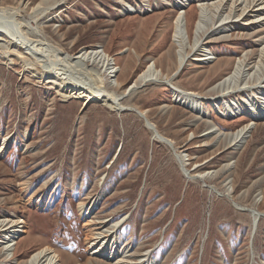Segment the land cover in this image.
Segmentation results:
<instances>
[{"label": "rangeland", "instance_id": "374dc122", "mask_svg": "<svg viewBox=\"0 0 264 264\" xmlns=\"http://www.w3.org/2000/svg\"><path fill=\"white\" fill-rule=\"evenodd\" d=\"M59 1L0 0V7L36 17L42 34L72 56L105 49L119 68L120 84L108 88L126 91V108L65 96L59 82L27 69L29 56L0 36V221L15 220L24 230L10 258L0 244V264H27L42 248L57 253L60 264H264V118L237 148L211 128L236 132L252 114L226 118L207 99H221L214 85L244 54L251 66L260 59L264 19L256 7L242 12L239 2L218 9L220 0H191L184 7L188 58L176 74L177 0H63L34 15L39 3ZM199 3L210 10L207 34L226 29L202 41L215 56L204 61L193 48ZM222 14L229 18L220 25ZM150 64L161 82L138 81ZM38 72L45 74L41 66ZM167 79L199 95L207 114L177 99ZM134 84L141 86L128 93ZM252 95L244 90L223 99L237 104ZM258 102L264 106V89ZM94 199L98 207L89 211ZM245 208L262 213L254 234ZM104 240L105 256L93 254Z\"/></svg>", "mask_w": 264, "mask_h": 264}, {"label": "bare ground", "instance_id": "6f19581e", "mask_svg": "<svg viewBox=\"0 0 264 264\" xmlns=\"http://www.w3.org/2000/svg\"><path fill=\"white\" fill-rule=\"evenodd\" d=\"M224 1L225 4L231 2L232 5L236 2H239V5L243 6L242 12H245L250 7H256L255 10L259 12L257 16L259 17L262 15L260 18L264 19V0H220L218 3H216L217 5L215 3L213 4H215L214 6L219 9L222 5V2ZM43 2L39 3V6L35 9V16L41 14L44 15L51 9L61 5L63 0L59 1L55 5L50 6H45ZM190 2L191 0H177L175 3V6L178 8V15L175 20L173 43L176 45L177 54L180 60L179 68H181L184 63H186V59L188 58L186 47L189 44L190 36L187 31V16L186 11H184V7ZM199 6L200 16L196 25V38L193 48L196 51H202V56L197 57L196 60L204 61L215 56L211 55L213 52L211 53L208 49L206 50V47H204V43H202V41L209 36L223 34V30L226 29L222 27L219 29V31H217L215 26V28L210 31L211 33L207 34L210 10L209 7L206 6V3H199ZM127 10L132 11L134 9L132 6H128ZM229 14L231 15V13ZM5 17H11L13 22L8 23L4 21ZM228 18L229 16L227 14H222L220 16L219 24H225V19ZM36 20V17H33L32 15H25V13L19 7H0V36H4L8 38L9 41H13L15 44L13 45L14 49L17 51H21L22 49L24 50V53L29 56V59L24 60L25 64L29 65L26 66V68L31 71L35 70L38 75H41V77L45 79H53L54 81L59 82V87L65 96L78 98L83 100L84 103L97 101L112 110H124L126 107L125 104L122 103V100L125 98L126 91L123 94H120L115 90H110V88H108L110 86L116 87L120 84L116 78L119 68L114 62V59L110 57V54H108L105 49H101L100 46H95L91 49H82L77 55L72 56L61 50V48L52 44L46 38V36L42 34V30L37 25ZM7 53L12 54L10 46L8 47ZM19 57L21 58L22 54H20ZM248 57V53L244 54V56L235 65L234 69L216 85H214L215 89L221 91V99L217 100L214 97L207 98L210 102H212L214 108L223 117H236L244 111H249L252 114V119L239 128L236 132L226 133L221 131V129L215 125H213L211 128V130L213 129L214 133L216 132L221 136L228 137L237 148L244 143V139L248 136L249 132L253 128L252 125L255 124L257 118H264V106H261L258 102L260 93L264 89V46H262L260 49V59L256 64L251 66V64L246 61L248 60ZM59 61L62 62V64H57ZM38 66L44 68L45 74L38 72ZM251 69L253 72H250ZM159 76L160 72L158 69L155 68L154 64H150L148 68L139 76L138 81L146 83L158 81L161 82L162 80ZM166 82L171 85L174 95L177 99L183 100L182 102H185L190 109L199 112L200 115L207 114L204 111L202 112V108L200 107V103H202V101L199 100L202 98L199 95L194 92L181 89L176 85H172L170 83L171 79H167ZM146 83L141 85H145ZM141 85L138 86L137 84H134L129 93L131 94L134 90L140 88ZM244 90H251L253 95L248 96L241 102H237V104L231 100L223 99L226 95L229 96L232 93H237ZM139 112L138 113L141 116L146 118L144 112ZM147 124L153 130L156 137L168 143L167 141H169V139L163 137V135L159 133L153 123V125L148 122ZM168 144L171 145L170 143ZM176 156L180 162L181 155L177 153ZM180 163L183 165L182 161ZM99 202V199H94L89 206V211H95ZM245 209L252 212L253 227L256 230V221L258 226V222L262 214L254 209ZM0 228H2L0 230L3 231L0 244L5 257L10 258L14 250L15 241L24 230L21 225L18 226L15 220L0 221ZM104 232H108L110 234L112 233V231L107 230ZM102 234L104 233L99 232V238H101ZM105 236L106 235H104V237ZM106 242L107 241L104 240L99 246L97 245L93 250V254L101 253V255L105 256L104 252H106V250H104V248L107 246ZM108 256L113 255L108 253ZM146 256L147 254L144 255V257ZM59 262L60 259L58 254L50 251V248H42L36 251L27 260V264H60Z\"/></svg>", "mask_w": 264, "mask_h": 264}, {"label": "water", "instance_id": "95a60500", "mask_svg": "<svg viewBox=\"0 0 264 264\" xmlns=\"http://www.w3.org/2000/svg\"><path fill=\"white\" fill-rule=\"evenodd\" d=\"M184 11H185V8H184ZM184 67V65L178 70V72H177V74L182 70V68ZM130 92V89L128 90V93ZM139 112V111H138ZM140 113V112H139ZM151 123L152 124V122H150L148 119H146V123ZM153 125V124H152ZM161 138H162V136H161ZM168 143H170L171 145L170 146H172V148L175 150V148L173 147V145H172V143L170 142V140L169 141H167ZM177 154V153H176ZM260 214H262V213H260ZM259 217H260V215H259ZM259 217H258V219H259ZM257 227V221H256V226H255V228ZM255 229H254V232L253 233H255Z\"/></svg>", "mask_w": 264, "mask_h": 264}]
</instances>
